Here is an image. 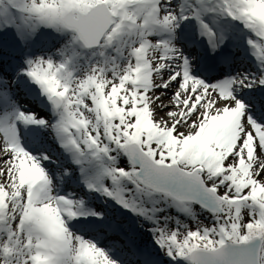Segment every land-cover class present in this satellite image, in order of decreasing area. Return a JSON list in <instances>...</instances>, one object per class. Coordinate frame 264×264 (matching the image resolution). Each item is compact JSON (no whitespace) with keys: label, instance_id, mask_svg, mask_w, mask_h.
I'll use <instances>...</instances> for the list:
<instances>
[{"label":"snow or ice","instance_id":"1","mask_svg":"<svg viewBox=\"0 0 264 264\" xmlns=\"http://www.w3.org/2000/svg\"><path fill=\"white\" fill-rule=\"evenodd\" d=\"M0 264H264V0H0Z\"/></svg>","mask_w":264,"mask_h":264},{"label":"rangeland","instance_id":"2","mask_svg":"<svg viewBox=\"0 0 264 264\" xmlns=\"http://www.w3.org/2000/svg\"><path fill=\"white\" fill-rule=\"evenodd\" d=\"M197 211L199 212V210H197ZM245 217L247 218V212H245ZM199 220L202 221L203 224L210 226L211 218H210V215L208 213H206V212H199ZM186 222H188L189 224H191L193 227L195 226V221L188 220Z\"/></svg>","mask_w":264,"mask_h":264},{"label":"trees","instance_id":"3","mask_svg":"<svg viewBox=\"0 0 264 264\" xmlns=\"http://www.w3.org/2000/svg\"><path fill=\"white\" fill-rule=\"evenodd\" d=\"M199 210V209H198Z\"/></svg>","mask_w":264,"mask_h":264}]
</instances>
